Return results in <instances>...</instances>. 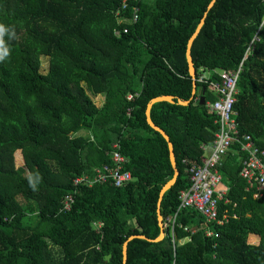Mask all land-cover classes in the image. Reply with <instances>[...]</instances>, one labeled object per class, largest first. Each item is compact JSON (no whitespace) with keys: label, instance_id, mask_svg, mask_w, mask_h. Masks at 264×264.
<instances>
[{"label":"trees","instance_id":"obj_1","mask_svg":"<svg viewBox=\"0 0 264 264\" xmlns=\"http://www.w3.org/2000/svg\"><path fill=\"white\" fill-rule=\"evenodd\" d=\"M212 1L143 0L132 24L134 0L126 10L123 0H0V264H123L132 236L147 239L129 242L126 264H264V191L240 176L239 143L220 167L228 222L178 212L189 168L219 131L208 108L218 72L243 65L234 117L264 150V0H217L208 11ZM206 13L192 46L197 76L213 73L197 83L202 103L192 99L186 54ZM161 96L175 103H156L151 118L170 137L180 175L161 204L164 225L177 215L174 232L154 242L160 193L174 177L168 142L146 115ZM114 144L133 181L76 187L73 179L111 163Z\"/></svg>","mask_w":264,"mask_h":264},{"label":"built area","instance_id":"obj_2","mask_svg":"<svg viewBox=\"0 0 264 264\" xmlns=\"http://www.w3.org/2000/svg\"><path fill=\"white\" fill-rule=\"evenodd\" d=\"M136 4L132 6V17L129 21L136 24L140 18V6L143 0H134ZM129 7V0H123L122 9ZM128 33V29L124 30ZM243 65L241 64L236 71L222 70L218 72L219 81L212 83L217 99L208 103L211 113L218 119L219 131L215 139L209 144H203L201 149L205 153L202 157L200 166L194 164L189 168L191 186L183 191L180 196L181 204L178 209H195L208 222H216L224 225L228 222L227 214L221 218L219 205L221 201L228 203L225 197L228 193L227 186L223 183L220 167L225 156L231 147L237 142L241 145V150L246 152L247 157L243 162L240 176L246 180L249 189L256 188L257 191H264V150L259 148L250 135H241L238 130L237 120L235 119L234 106L237 102L238 81L240 79ZM212 72L203 71L196 77L197 83L205 84L212 76ZM133 96H129L132 99ZM210 152L206 156V153ZM111 163L95 168L91 174L85 173L75 179L73 184L76 187H93L96 184H110L116 188H122L133 181L131 172L126 170L127 159L120 152V145L114 144L110 154ZM74 202L73 196H66L64 199V210H70ZM178 214V213H177ZM177 215L168 218L164 228L171 227L174 232ZM188 231V229H186ZM208 235H212L209 232Z\"/></svg>","mask_w":264,"mask_h":264},{"label":"water","instance_id":"obj_3","mask_svg":"<svg viewBox=\"0 0 264 264\" xmlns=\"http://www.w3.org/2000/svg\"><path fill=\"white\" fill-rule=\"evenodd\" d=\"M216 1L217 0H213L211 2V4L209 5V8H208V11L211 10L214 7ZM207 14L208 13H206L205 18L201 21V23L198 26L195 34L192 36V38L190 39V41L188 43L186 57H187V61H188V64H189V72H190V75H191L193 80L196 78L197 70L195 68L193 57H192V46H193V43H194L195 39L198 37L199 33L201 32V30H202V28H203V26L205 24V20H206ZM193 87H194V89H193V97H192V99H194V96H195V94L197 92V88H198V85H197L196 81H194ZM175 100L176 99L173 96L157 97V98L151 100V102L148 104L147 112H146L148 124L155 131L161 133V135L168 142L169 151H170V160H171V164H172L173 169H174V177L163 187V189H162V191L160 193V199H159V203H158V220H159V225L161 227V234L158 237V239H156L154 242H160V241H162L165 238V228H164V224H163V216H162V213H161V204H162V200H163L164 195L166 194V192H168L177 183V180H178V177L180 175V172H179V169L177 167V161H176V156H175L173 143L171 142L170 137L167 135V133L164 130H162L161 128H159L152 121L151 110H152L153 106L156 103H158V102L166 101V102H169V103H175ZM201 102L202 103L205 102V98L204 97H202ZM178 103L180 105H185L186 106V105H188L190 103V101L186 102V101H183V100H178ZM136 238L147 239L145 236H132V237L129 238V240L125 243L124 248H123V254H124L123 264H126L127 259H128V244H129V242H131L132 240H134ZM150 241H152V240H150Z\"/></svg>","mask_w":264,"mask_h":264},{"label":"crops","instance_id":"obj_4","mask_svg":"<svg viewBox=\"0 0 264 264\" xmlns=\"http://www.w3.org/2000/svg\"><path fill=\"white\" fill-rule=\"evenodd\" d=\"M196 77H197V75H196ZM194 81H196V78L193 80V84H194ZM193 89H194V87H193ZM204 89L202 88V87H198L197 88V92H196V94L195 95H197V99L198 100H201L202 99V97H204L205 98V94H206V92L205 91H203ZM130 96V95H129ZM215 96V98L217 99V94L216 93H214L213 92V94H211V97H214ZM99 98L98 99H100L101 101V105L103 104V97L102 96H98ZM210 102H213V101H208V103H210ZM209 153L210 152H207L206 153V156L207 155H209ZM248 190H249V188H247ZM256 197H257V195H256ZM222 202V201H221ZM220 202V203H221ZM249 239H253V240H255V242H257V243H254L255 245H258L259 244V242H260V237L259 236H257V235H251L250 237H249ZM253 244V243H252Z\"/></svg>","mask_w":264,"mask_h":264},{"label":"rangeland","instance_id":"obj_5","mask_svg":"<svg viewBox=\"0 0 264 264\" xmlns=\"http://www.w3.org/2000/svg\"><path fill=\"white\" fill-rule=\"evenodd\" d=\"M48 67H49L48 59L43 58L42 66H41L42 72L46 73L47 70H48ZM98 98L99 97H94L93 99H94L95 103L97 104V106H101V102H100L101 100L98 99ZM249 243H253L254 244V243H257V242H255V240H253V239H249Z\"/></svg>","mask_w":264,"mask_h":264},{"label":"clouds","instance_id":"obj_6","mask_svg":"<svg viewBox=\"0 0 264 264\" xmlns=\"http://www.w3.org/2000/svg\"><path fill=\"white\" fill-rule=\"evenodd\" d=\"M3 31H6V29L2 25H0V32H3Z\"/></svg>","mask_w":264,"mask_h":264}]
</instances>
